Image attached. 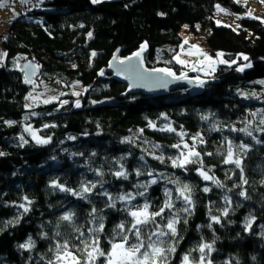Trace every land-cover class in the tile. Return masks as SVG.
<instances>
[{
    "label": "trees",
    "instance_id": "trees-1",
    "mask_svg": "<svg viewBox=\"0 0 264 264\" xmlns=\"http://www.w3.org/2000/svg\"><path fill=\"white\" fill-rule=\"evenodd\" d=\"M219 4L245 10L236 0H42L10 24L0 41L7 54L0 66V264H60L57 245L63 256L66 242L67 250L83 261L77 249L98 227V219L89 215L93 207L94 215L103 217L104 231L98 235L107 251L115 226L123 222L126 229L131 227L128 212L145 204L149 213L158 212L169 199L166 190L174 207L141 227L147 244L148 235L167 233L168 220H178L175 237H159L165 249L175 247L167 264H183L185 255L190 264H198L203 243L213 247L205 264L209 259L211 264H264V23L246 16L237 29L219 26L214 19ZM183 31L234 62L206 76L214 82L203 94L193 97L183 87L162 96H123L126 85L111 74L96 80L118 48L129 55L144 42L149 67L165 65L182 72L174 54L181 48ZM22 58L37 65L34 80L59 82L70 93L56 103L29 106L34 80L25 82ZM246 64L251 66L237 71ZM93 82L81 109L60 107L62 100L81 96ZM26 123L42 127L48 142L28 136ZM245 127L251 136L238 131ZM241 143L245 150L237 147ZM230 146L233 159L242 160L240 168L225 163ZM190 150L199 157L174 167L172 160L183 159L181 153L186 156ZM161 156L162 161L156 158ZM201 170L214 180H204ZM121 171L127 179L115 175ZM53 182L76 193L83 185L96 187L84 199ZM183 185L190 188L191 205L177 198ZM242 191L245 196L239 195ZM127 195L135 198L118 199ZM113 201L115 207H109ZM66 213L73 214L70 221L61 219ZM30 239V248L19 247ZM119 240L115 236L114 242ZM104 260L100 257L96 264Z\"/></svg>",
    "mask_w": 264,
    "mask_h": 264
},
{
    "label": "snow or ice",
    "instance_id": "snow-or-ice-1",
    "mask_svg": "<svg viewBox=\"0 0 264 264\" xmlns=\"http://www.w3.org/2000/svg\"><path fill=\"white\" fill-rule=\"evenodd\" d=\"M94 3L100 2V0H93ZM219 11H223L217 6ZM187 27V26H185ZM89 36L92 34L89 33ZM187 40L184 41V44H187ZM147 45H141V50L137 51L136 53L133 54L134 57L136 58H141L142 52L146 49ZM192 49H195V53H193L191 50H189L188 55H199L204 57V61L209 65L212 66L215 61L212 60V57L208 56L206 53L202 51V49L199 48V46L193 45L191 46ZM183 51V48L181 49ZM6 53L0 54V59L3 58V56H6ZM93 56L96 55V53H92ZM222 53H217V57L222 56ZM132 57H129L128 60H131ZM174 59L177 61V63L180 64H186V62L182 59H180L179 55H176ZM245 60L248 58L245 56ZM199 62V61H198ZM120 64H124L125 62L121 60L119 62ZM220 63H227L226 61L220 60ZM234 63V62H233ZM142 65V61H141ZM2 66V65H0ZM110 67L112 66L111 64L109 65ZM251 65H246V67H250ZM31 67V65H29ZM120 69H118L119 71ZM127 70L130 71H135V69L129 68ZM243 67L237 68V71H243ZM151 72L153 73H164L165 76L167 77H173L174 79H179V77H176V74L171 71V69L168 68H159V69H152ZM100 75H103V72L100 73ZM26 83H29V80H25ZM205 82L200 80L199 84L202 86ZM75 95H79V93H75ZM49 101H45V103H48ZM66 103V101L64 102ZM80 103L79 101L76 102V107H79ZM252 115H255L253 113ZM202 119H207V117H201ZM261 124H264V119L261 120ZM47 127V125H45ZM29 130L30 129H26ZM168 131H173V129L169 128L167 129ZM233 131H237V129H233ZM238 131L246 133L248 136L252 135V132L249 131L248 127L241 128ZM183 135V134H181ZM21 140H23V137H21ZM47 140H41L37 138V143H47ZM24 143H27V141H24ZM173 147H180L179 145H173ZM185 148L188 147L187 144L184 145ZM241 150H245L247 148V145L241 143L240 145L237 146ZM0 155H3V153H0ZM199 153L195 151H189L187 155L185 156L183 153H181V156L183 159L180 157H177L176 159L172 160V164L174 167H181L183 168L187 163L192 162L190 157H199ZM208 155H211L209 153ZM157 159H160L161 161L163 160V157H156ZM225 163H233L236 165V167L240 168L242 164V160L240 158L233 159V150L232 147L230 146L228 149V154H227V159L225 160ZM242 171V169H241ZM141 173L138 171L137 175H140ZM204 180H214L213 177H210L206 172L203 170L200 171L199 173ZM117 177L123 176L124 179H127V174L124 172H117L115 173ZM148 175H151V173H148ZM156 181L153 180L152 183H155ZM216 182V181H214ZM219 183V182H216ZM247 183V181H245ZM54 187H59L61 191H70L72 192L73 195H79L81 198L86 199L87 197L85 196L86 193L91 192L92 188H95V184L89 185H83L82 190L80 193L73 192L71 189H66L63 188L62 186L56 184L53 182ZM136 187L139 188H146L147 185L145 184H139L136 185ZM205 192L209 191V188L205 187L203 189ZM177 191L179 192V196L177 197L178 199L182 198L185 204L191 205L192 201L190 198V188L188 185H183L182 188H178ZM186 193H189L186 195ZM102 195H108L107 192L102 193ZM136 195L138 196H144V192H138ZM166 197L169 199L165 202L164 206L158 211L154 213H149L148 212V204H145L142 208L137 209L135 211H129L128 215L133 217V222H131V227L130 228H125V224L121 222L120 224H117L115 226V229L113 230L115 233V236H119L120 240L119 242H114L115 236L113 237L112 240H109L110 248L105 251L104 249L101 248L100 244V238L98 233H101L104 231V223H103V217L97 218L94 214L96 212V209L93 207L92 211L89 213V215L93 216V221H97L98 219V227L91 229L90 231L93 233V238L90 240H81V243L83 244V248H78L77 250L83 253V261L81 258L77 257L74 255L72 252L68 251V244L67 242L62 246L64 249V255L61 256L59 254L61 245H57V256H56V261H68L69 264H96V261L100 257H104L105 260L103 264H167L168 262V256L169 253L175 252V247L169 246L167 249L162 247L161 245L164 243L163 241L159 240V237L165 236V235H171L175 237L177 235V229H176V224L178 223V220L176 218L168 220L166 224V228L168 229V232L164 231H157V232H152L150 235H148L147 240L148 243L146 244L145 239L142 238V227L141 226H146L150 223L155 222V217L161 216L164 212L165 208L171 209L174 207L172 204V201L170 199L171 197V192L166 190L165 191ZM240 196H245V192H240ZM135 197L131 195L127 196H120L118 199L120 200H131L134 199ZM109 199L111 200L112 198L109 196ZM225 200L228 201V198L225 197ZM109 207H115V202L113 201L108 205ZM20 207L24 208V211L27 212L28 208L25 207L24 205H20ZM184 212H188V208L182 209ZM225 216L228 214L227 210L224 211L223 213ZM72 213H66L64 214L61 219L64 221H70L72 219ZM212 220L215 222L219 223V218L218 217H212ZM18 221H10L9 223H14ZM185 223L187 221L185 220ZM211 224L208 225V227L211 228ZM251 226V219H249L248 223L245 225L246 228H250ZM157 228H159V225H157ZM129 233L131 234V237H134V241L131 239ZM84 235L83 232L80 233V236L82 237ZM157 236V241H152L151 236ZM32 246L31 239L27 244H21L19 247L21 248H30ZM199 252H200V260L198 264H205V258L206 255H210V253L213 251V247L211 244L203 243L199 246ZM207 250V251H206ZM49 264H53L52 261L49 262ZM183 264H190L189 261V256L185 255L183 257ZM207 264H211V260H207Z\"/></svg>",
    "mask_w": 264,
    "mask_h": 264
},
{
    "label": "rangeland",
    "instance_id": "rangeland-1",
    "mask_svg": "<svg viewBox=\"0 0 264 264\" xmlns=\"http://www.w3.org/2000/svg\"><path fill=\"white\" fill-rule=\"evenodd\" d=\"M105 0H100V2ZM93 2V0H92ZM236 2L240 5H242L245 10L242 12H236L235 10H232L230 8L225 7L224 5H220L219 7L223 9V11H219L217 8L218 13L214 16L215 22L219 26H230L232 28H239L241 24V19H243L246 16L257 18L258 20H261L264 23V0H236ZM94 3V2H93ZM23 6V0H0V34L4 33L5 29H7L10 24L15 21V19L18 17V13L22 10ZM29 12V11H26ZM228 16H235L234 20L228 19ZM11 19V20H10ZM183 42L181 45V48L174 54L179 55L180 59L184 60L186 64H180L177 63V61L174 59L176 64L181 66V69L186 70H192L194 67L199 68L200 75L203 76H209L212 73L215 72V70L222 64L220 63V60L233 63V61H228L226 57L224 56V53L220 50L215 51L212 53L209 48L206 46L205 43H203L201 37H196L194 33H188L183 31ZM187 40V44H184V41ZM1 41V37H0ZM196 45L199 46L200 49L204 53H206L208 56L212 57V60L215 61V63L212 66H209L205 61L203 56H199L196 54L188 55L189 50H191L193 53H195V49H192L191 46ZM183 48V51L181 50ZM2 45L0 42V54H3ZM217 53H222L223 55L220 57H217ZM5 60V56H3L2 59H0V65ZM27 59L22 58L21 59V66L23 61ZM199 61V62H198ZM249 65V64H246ZM246 65H243V68H246ZM33 88L31 92L29 93V97L27 100V103L29 106L34 107L38 104H49V103H56L59 102L64 95L70 93L69 90H65L63 86L56 81H42L39 77L34 80L33 82ZM78 89V87H77ZM80 89V88H79ZM45 101H49L48 103H45ZM26 129H30L26 130ZM42 127L34 125L33 123H26L25 124V131L33 140L37 141V138L41 140H49V137L43 136L42 133ZM60 264H69L68 261H62Z\"/></svg>",
    "mask_w": 264,
    "mask_h": 264
},
{
    "label": "water",
    "instance_id": "water-1",
    "mask_svg": "<svg viewBox=\"0 0 264 264\" xmlns=\"http://www.w3.org/2000/svg\"><path fill=\"white\" fill-rule=\"evenodd\" d=\"M146 44V49L142 52L141 58H136L133 56L134 53L141 50V45ZM125 48L120 47L116 50L108 65L102 67L101 70L97 73L96 80L100 79H107L109 74L113 79L117 81L123 82L126 85V92L123 96L136 94V93H143L145 95H167L173 89L176 88H188L189 93L191 96L201 95L205 92L206 87L211 82H214L212 79L200 75L199 68L196 66L192 70L183 69L182 72H177L174 68H169L168 66L161 65V66H148L146 63V54L149 51V46L146 42L140 44V47L129 53V55H123L122 52ZM129 57H132L131 60H128ZM123 60L125 63L120 64L119 62ZM142 61V65H141ZM112 65L111 67L109 65ZM31 65V67H29ZM129 68L135 69V71L127 70ZM159 68H168L171 69L172 72L176 74V77L179 79H174L173 77H167L164 73H153L151 72L152 69H159ZM118 69H120L118 71ZM23 72L27 80L33 81L35 75L37 74V65L31 61H25L23 64ZM103 72V75L100 73ZM202 80L205 83L201 86L199 81ZM96 81V82H97ZM96 82H93L87 85L81 96L77 98L67 97L66 99L61 101L60 107H65L67 105H73V108L78 110L81 109L84 104L85 100L90 93L91 88L95 85ZM66 101V103H64ZM79 101L80 106L76 107V102Z\"/></svg>",
    "mask_w": 264,
    "mask_h": 264
},
{
    "label": "crops",
    "instance_id": "crops-1",
    "mask_svg": "<svg viewBox=\"0 0 264 264\" xmlns=\"http://www.w3.org/2000/svg\"><path fill=\"white\" fill-rule=\"evenodd\" d=\"M42 0H23V8L16 16H20L21 14L26 13V11H31L34 8H38L40 6ZM11 20V19H10ZM5 29L4 33L0 34V37L4 36L5 33H7Z\"/></svg>",
    "mask_w": 264,
    "mask_h": 264
}]
</instances>
